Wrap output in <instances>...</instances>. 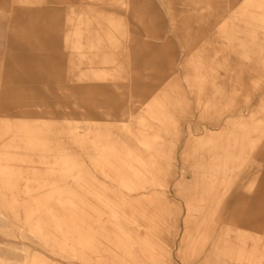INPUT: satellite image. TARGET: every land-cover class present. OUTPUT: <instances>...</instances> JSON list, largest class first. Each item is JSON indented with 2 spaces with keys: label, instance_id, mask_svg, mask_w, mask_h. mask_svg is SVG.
<instances>
[{
  "label": "rangeland",
  "instance_id": "374dc122",
  "mask_svg": "<svg viewBox=\"0 0 264 264\" xmlns=\"http://www.w3.org/2000/svg\"><path fill=\"white\" fill-rule=\"evenodd\" d=\"M253 250L264 264V0H0V264Z\"/></svg>",
  "mask_w": 264,
  "mask_h": 264
},
{
  "label": "bare ground",
  "instance_id": "6f19581e",
  "mask_svg": "<svg viewBox=\"0 0 264 264\" xmlns=\"http://www.w3.org/2000/svg\"><path fill=\"white\" fill-rule=\"evenodd\" d=\"M101 112H102V114L103 113H105L106 115H111L112 114V112H108V111H105V110H101ZM127 113L128 114H130V116H132V111H131V109H129L128 111H127ZM239 116H241V115H239ZM129 127V126H128ZM129 131L131 132V134L132 135H134V136H136L137 135V140H139V142L141 143V144H147L146 143V140H145V138H144V136H143V134H141V133H137V132H135L134 130H133V128L131 127V128H129ZM191 132V129L189 130V133ZM99 137L97 136V135H95V136H90V139H91V141L93 142V143H96V145H99V139H98ZM131 167L132 168H134V171H135V173L136 174H143V172H142V170L140 169V166H138L136 163H133V165H131ZM34 229L36 230V231H39V232H41L43 229V227H42V225H40V224H38V222L36 221L35 223H34ZM259 254H261L260 253V251L259 250H253V251H250V253L248 254V255H244L243 254V252H242V259L243 260H247L248 262H250V263H260V262H262V259H259L258 258V256H259ZM263 258H264V256H263Z\"/></svg>",
  "mask_w": 264,
  "mask_h": 264
}]
</instances>
